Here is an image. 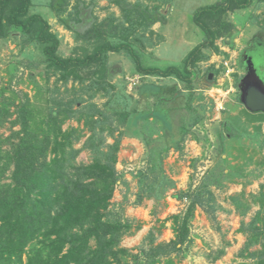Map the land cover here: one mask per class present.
<instances>
[{
  "label": "trees",
  "instance_id": "16d2710c",
  "mask_svg": "<svg viewBox=\"0 0 264 264\" xmlns=\"http://www.w3.org/2000/svg\"><path fill=\"white\" fill-rule=\"evenodd\" d=\"M253 1L264 3V0H221L195 13L193 19L205 35L204 41L189 52L181 66H144L133 46L128 43L130 34L136 30L134 25L146 31L156 23H166V17L158 10L159 6H154L151 14H147V7L139 9L138 4L133 8L122 7L124 20L129 24L125 28L124 24L115 25L112 18L111 21L90 23L89 17L83 18L88 8L80 0L69 13V0H52L50 14L83 42L80 55H77L78 49L75 48V55L63 57L58 53L61 40L57 33L51 31L46 15L30 13L31 0H0V40L11 37L13 32L26 37L27 43L35 44L42 52L47 83L51 75L57 76V81L63 84L70 79L79 83L88 81L90 97L96 93L109 96L112 94L109 90L118 87L110 82L113 72L106 65L107 54L128 48L126 54L132 60L131 74L135 72L143 79L173 78L182 83L187 91L183 93L185 102L182 107L194 116L192 123L202 124L205 119L208 120L203 114V106H198L195 112L191 107L192 101L201 103L203 91L216 85L214 80L224 71V66L222 63L216 68L217 63L210 64L204 78L199 79L200 86L193 84V73L197 77L198 64L208 62L213 54L227 59L228 54L219 50L215 42L224 39L225 44L231 43V32L235 26L229 18L252 6ZM66 13L67 16L63 17ZM80 22L89 25L84 32L78 31L73 24ZM119 28L121 32L118 35ZM109 37L121 41L112 44L108 41ZM15 39L16 36H13ZM134 41L142 49L146 48L141 40ZM158 42L148 40V46L153 47ZM84 68L88 71L83 75ZM209 74H213L212 80H209ZM10 87L0 89V264H160L161 259L164 260L162 264H177L175 258L193 242L189 222L195 208H202L214 218L216 207L209 187L213 184L222 188V180L226 177L230 181L246 177L242 167L233 166L227 174L222 172L226 160L223 143L226 132H222L221 123L215 129L219 170L216 172L214 168L215 171L206 174L195 189L171 196L177 201H187L183 215L171 214L167 218L172 222L173 239L153 246L156 237L150 231L146 237L149 247L143 246L139 253L132 255L121 247L122 238L134 234L132 225L122 222L109 211L115 188L125 184L123 173L115 169L119 140L121 136L139 138L148 150L150 166L146 172L137 174L140 187L136 194V205L144 199L157 203L167 192L174 190V181L166 176L162 168L161 156L170 148L181 150V141L190 128L185 125L187 118L181 117L182 122L175 119L177 110L182 109L175 103L178 98L181 99L177 88L165 94L157 90L161 87L145 84L138 88L143 96L138 100L128 98L120 90L121 103L115 102L114 115H108L93 104L86 109L75 108L81 98L74 90L65 88L61 94L56 85L53 88L46 85L43 90L36 84L34 99L42 103V96H46V106H40L33 103L27 94L15 92ZM7 91L11 95L4 97ZM81 92L84 90L81 89ZM48 101L50 105H47ZM146 106L148 111L144 109ZM151 113L165 115L167 122L175 126L180 124L175 129L173 126V132H162L158 139L152 140L153 128L149 124H140L142 120L147 123L145 116ZM13 116L15 119L11 120ZM113 116L117 119L115 128L112 125ZM70 120L77 123L83 121L90 130V135L79 149H74L73 145L82 134L72 127L62 130L65 122ZM7 123L10 124V134L5 137L1 130ZM124 124L126 129L123 132L120 127ZM16 126H19V130H14ZM119 130L120 135L114 143L105 144L104 134L113 137L115 131ZM144 130L146 135L143 134ZM167 133L171 136L169 142L162 137ZM85 148L90 150L92 161L87 164L74 163L78 153ZM258 166L264 169V158ZM261 188L258 194L251 195L259 211L246 229L242 226L238 230L239 233L250 234L244 252L253 245H261L260 249L248 254L254 260L253 264H264V185ZM230 199L234 209L244 216L249 205L243 195ZM257 223L262 225L261 228L255 225ZM139 229L140 226H137L135 230ZM244 252H241V257ZM223 253V250L218 251L212 261Z\"/></svg>",
  "mask_w": 264,
  "mask_h": 264
},
{
  "label": "rangeland",
  "instance_id": "374dc122",
  "mask_svg": "<svg viewBox=\"0 0 264 264\" xmlns=\"http://www.w3.org/2000/svg\"><path fill=\"white\" fill-rule=\"evenodd\" d=\"M51 1L31 0L30 13L46 15L51 31L57 33L61 40L58 50L61 56L75 55V51L73 52L75 48L78 49L77 55H80L83 42L80 39L78 40L73 32L65 29L52 13L50 14ZM77 1L69 0L67 13L73 10V6ZM80 1L84 3V7L88 8L84 11L83 18L89 17L90 23L92 21L97 23L106 20L111 21L112 18L115 25L124 24L125 28H128L129 24L124 20L122 7L133 8L138 4L139 9L147 7L149 10L147 14H151L154 11V6H159L158 10L166 17V23H156L146 31L142 27L136 26L137 24L134 25L136 30L130 34L128 43L133 46L134 52L138 54L141 64L165 68L167 66H181L189 52L204 41L205 35L199 25L195 23L193 16L204 7L217 4L221 0ZM67 13L63 17L67 16ZM229 19L235 26L231 32L230 44L232 45L225 44L224 39H217L215 42L229 56L226 61L228 66H224L226 72L224 70L217 76L214 80L216 82L214 87H209L203 91L201 103L196 100L192 101L191 107L195 112H197L198 106H203V114L208 120L205 119L202 124L192 123L194 116L188 114V111L182 107L185 102L184 94L187 92L182 83H178L173 78L146 77L143 79L135 72L133 75L131 74L132 60L126 54L128 48L120 52H108L107 54L106 65L111 67L113 72L110 82L118 86L115 90L108 89L110 94H114L103 96L102 93H96L93 97H90L91 93L87 90L88 81L79 83L70 79L66 84H63L62 81H57V76L51 75L47 83L44 77L42 52L35 44L27 43L26 37L13 32L11 37L3 41L0 40V89L10 85L11 90L27 94L36 105L46 106V96H42V103L39 99H34L36 84L42 89L46 85L49 88L56 85L61 94L65 91V88L70 91L74 90L81 98L79 105L75 108H78V110L86 109L90 104H93L97 109L108 115H114L115 102L121 103L120 90L121 94H125L132 100L143 98L138 88L145 84H154L161 87L160 90H157L165 94L171 93L176 87L178 93L181 94V99L178 98L175 103L182 109L177 110L175 119L179 122L181 117L187 118L185 125L190 127L189 133L181 141V150L177 151L170 148L168 152L163 153L161 156L164 173L174 181L175 189L167 192L159 202L155 203L152 200L144 199L141 204H135L136 194L139 192L140 187L137 174L141 171L146 172L150 166V160L147 157L148 150L145 143L139 138L121 136L119 140L115 169L118 173H123L125 184L122 183L115 188L113 197L110 200L109 211L111 214L118 216L122 222H129L132 225L131 231L134 234L124 236L121 241V247L126 248L132 255L139 253L140 248L143 246L149 247L146 237L150 231L156 237L153 246L173 239L172 222L167 218L171 214L183 215L187 201H177L171 196L177 192L195 189L206 174H210V171L216 170L217 172L219 170L215 153L217 147L215 129L224 122L229 124L223 140L226 160L222 172L227 174L228 169L232 170L233 166L242 167L246 177L237 178L234 181H230V178L226 177L227 179L223 178L222 180V188L213 184L209 187L216 207L213 214L214 218L212 219L207 215L202 208H195L189 222L190 236L193 238V242L188 249L178 255V258H175V262L177 264H253L254 260L248 254L261 247V245L256 244L244 252L243 249L250 240V234L239 233L238 230L242 226L243 229H246L259 211L258 205L252 202L251 195L258 194L262 190L261 186L264 185V169L258 166V163L264 158V114L250 112L239 104L237 85L240 76L238 73L226 76V73L231 68L237 72L238 69L240 70L241 63L237 60V56L242 50L248 48V44L254 49L255 55L253 56L257 69L261 73L264 70V3L253 1L252 6L236 12ZM73 24L81 32L89 27V25H84L83 22ZM120 28L118 35L121 32ZM13 36H16L17 39L13 40ZM136 39L141 40L146 48L142 49L134 41ZM148 40L159 42L158 45L149 47ZM108 41L114 44L121 40L116 39V37H109ZM222 57L213 54L208 62L198 64L196 70L198 76L196 77L193 73V84L200 86L199 79L204 78L203 76L209 69L210 64H219ZM87 71V68H84L83 75ZM261 73L259 75L263 76V73ZM219 84L220 86H217ZM213 88L220 89L212 90ZM81 89L84 92H81ZM9 95H11V92L7 91L4 97ZM110 96L111 98H109ZM47 105H50L49 101ZM144 109L149 110L147 106ZM145 117L148 118V122L145 123L142 120L140 124H149L153 128L152 140L158 139L162 132H173V126L175 129L180 124L178 123L175 126L168 123L165 115L159 113H151ZM14 119L15 116L11 118V120ZM112 120L114 122L112 125L115 128L117 119L113 116ZM256 125L258 127H255ZM9 126L10 124L7 123L1 130L5 137L10 134ZM68 127H72L82 134L80 140L73 145L74 149L81 148L90 135L89 127H86L83 121L77 123L75 120L65 122L62 130H66ZM120 129L124 132L126 129L125 124ZM14 130H19V126H16ZM118 132L120 130L115 131L113 137L107 136V133H105V144H113L120 135ZM222 132H224V128ZM143 134L146 135V130L143 131ZM162 137L169 142L171 136L167 133ZM172 139L174 140V136ZM92 157L90 150L85 148L78 153L74 163L87 164L92 161ZM214 168L216 169L213 170ZM151 177L152 175L149 174V178ZM235 195H243L245 202L249 205L244 216L239 215L231 204L230 198ZM255 225L258 228L262 226L258 223ZM137 226H140L139 230H135ZM262 241L264 240L262 239ZM220 250L224 251L223 255L212 261ZM241 252H244L243 257L240 256ZM162 263H164L163 259L160 261V264Z\"/></svg>",
  "mask_w": 264,
  "mask_h": 264
},
{
  "label": "water",
  "instance_id": "95a60500",
  "mask_svg": "<svg viewBox=\"0 0 264 264\" xmlns=\"http://www.w3.org/2000/svg\"><path fill=\"white\" fill-rule=\"evenodd\" d=\"M244 67L246 74L239 82L240 100L249 111L264 113V81L257 74L250 57ZM212 78L213 74H209V80Z\"/></svg>",
  "mask_w": 264,
  "mask_h": 264
},
{
  "label": "flooded vegetation",
  "instance_id": "af4514ba",
  "mask_svg": "<svg viewBox=\"0 0 264 264\" xmlns=\"http://www.w3.org/2000/svg\"><path fill=\"white\" fill-rule=\"evenodd\" d=\"M247 47H248L247 49L242 50V52H240V54L237 56V60L239 61V63H241L240 70L242 72V76H244V74L246 73L244 66H245V62L249 59V57L251 58V61L253 62V67L256 69V72L259 75V73H261V72L259 69H257V67L255 65V60H254V56H253V55H255L254 50L251 48L250 44ZM262 73H263V76L259 75V77L264 81V70L262 71ZM260 113H262V112H260ZM257 114H259V113H257ZM227 126H228L227 123H223L224 132L228 131ZM255 127H257V125ZM227 137L229 138V136H227Z\"/></svg>",
  "mask_w": 264,
  "mask_h": 264
},
{
  "label": "clouds",
  "instance_id": "9594fccd",
  "mask_svg": "<svg viewBox=\"0 0 264 264\" xmlns=\"http://www.w3.org/2000/svg\"><path fill=\"white\" fill-rule=\"evenodd\" d=\"M219 50H220V48H219ZM225 54H227V52L225 53ZM218 56V55H217ZM229 57V56H228ZM228 59H225V60H223V57H222V59H221V61L219 62V65L220 64H222L224 61L226 62ZM213 64V63H212ZM224 66V65H223ZM216 68H218V64L215 66ZM224 70H225V72H226V68L224 67ZM230 70H232V72H230L228 75H226V76H229V75H233V74H235V73H238V75L240 76V78H239V81H238V85H237V89H238V92H239V96H238V102H239V104H241V106L243 107V108H245V106L243 105V103L241 102V100H240V96H241V91H240V89H239V82H240V80L245 76V74H244V76H242V72H241V70H239L238 69V72L236 71V70H234L233 68H231ZM242 77V78H241ZM209 78V77H208ZM217 86H220V84L219 85H217ZM222 86V85H221ZM214 89H220V88H213L212 90H214ZM246 109V108H245ZM246 110H248V109H246ZM249 111V110H248ZM250 112H252V111H250ZM253 113H260V112H253ZM262 114H264V113H262ZM224 123H226V122H224ZM223 124V123H222ZM227 124H229V123H227ZM223 128V127H222Z\"/></svg>",
  "mask_w": 264,
  "mask_h": 264
},
{
  "label": "built area",
  "instance_id": "2783aa9c",
  "mask_svg": "<svg viewBox=\"0 0 264 264\" xmlns=\"http://www.w3.org/2000/svg\"><path fill=\"white\" fill-rule=\"evenodd\" d=\"M223 65L225 66V67H227L228 66V63H223ZM230 72H232V70H229ZM229 71H227V73H226V75H228L230 72Z\"/></svg>",
  "mask_w": 264,
  "mask_h": 264
},
{
  "label": "crops",
  "instance_id": "0c3cea01",
  "mask_svg": "<svg viewBox=\"0 0 264 264\" xmlns=\"http://www.w3.org/2000/svg\"><path fill=\"white\" fill-rule=\"evenodd\" d=\"M221 50V49H220ZM222 52H224L223 50H221ZM225 53V52H224Z\"/></svg>",
  "mask_w": 264,
  "mask_h": 264
}]
</instances>
